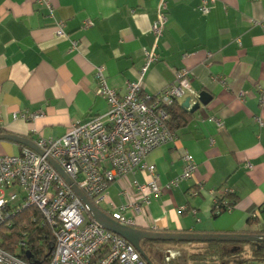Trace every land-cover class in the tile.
<instances>
[{
  "label": "crops",
  "instance_id": "obj_1",
  "mask_svg": "<svg viewBox=\"0 0 264 264\" xmlns=\"http://www.w3.org/2000/svg\"><path fill=\"white\" fill-rule=\"evenodd\" d=\"M50 1L68 37L56 35L54 19L35 0H0V131L35 143L63 137L108 109L95 67L124 96L146 65V52H155L144 96L159 95L187 69L190 91L180 105L188 98L194 105L192 93L207 92L212 101L194 114L186 110L191 120L175 129L176 141L150 153L162 192L124 217L153 232L264 234V0H215L208 15L200 0H166L169 23L158 43L152 25L160 0ZM23 114L38 117L23 120ZM22 148L0 141V156ZM185 153L197 164L195 176L166 189L183 174ZM134 179L144 184L151 176L139 168L112 183L100 208L111 216L138 202V193L124 194ZM226 190L235 206L214 217Z\"/></svg>",
  "mask_w": 264,
  "mask_h": 264
},
{
  "label": "built area",
  "instance_id": "obj_2",
  "mask_svg": "<svg viewBox=\"0 0 264 264\" xmlns=\"http://www.w3.org/2000/svg\"><path fill=\"white\" fill-rule=\"evenodd\" d=\"M35 1L54 19L56 35L68 37L63 23L54 18L51 1ZM214 3L215 0H200V12L208 15ZM167 12V1L160 0L157 20L152 25L156 43L168 26ZM73 46L76 48L75 43ZM156 60L155 52H146V65L139 79L127 86L124 96L109 87L104 69L95 67V78L99 83L97 92L108 104L104 114L92 117L85 124H75L61 138H39L36 144L45 155L23 147L18 155L0 156V226L26 209H37L56 240L49 264H147L132 244L105 230L91 218L87 206L47 157L54 159L98 207L106 202L112 183L134 175L139 168L147 169L150 181L142 184L134 179L131 190L124 191L126 195L129 191L138 193L139 201L123 206L111 215L118 222L132 226V221L123 213L130 207L140 211L141 204H149L152 195L162 192L156 167L148 164L147 158L155 149L177 139L176 133L168 128L167 108L190 91L191 72L183 69L177 71L175 84L157 96H144L143 78ZM192 94L198 100L199 95ZM260 101L264 104V87L260 89ZM20 117L32 120L38 116L23 114ZM15 118L18 119L19 115ZM182 160L183 174L167 183L166 189L177 187L195 176L197 164L193 158L185 153ZM247 168L252 169V165L248 163ZM232 193L226 190L223 196ZM226 205V212H231L234 206L227 202ZM21 246L24 243L18 245L19 250ZM179 256L178 250L169 248L165 253V263L170 264ZM0 264L28 263L0 247Z\"/></svg>",
  "mask_w": 264,
  "mask_h": 264
},
{
  "label": "trees",
  "instance_id": "obj_3",
  "mask_svg": "<svg viewBox=\"0 0 264 264\" xmlns=\"http://www.w3.org/2000/svg\"><path fill=\"white\" fill-rule=\"evenodd\" d=\"M169 116L168 128L175 132L189 123L191 115L176 101L167 108ZM0 134H4L0 131ZM235 206L234 194H228L221 198L214 205L212 213L218 217L226 213L227 205ZM100 207V206H99ZM24 246L18 249V245ZM185 242H154L144 240L141 247L147 257L156 264L154 248L160 245L181 246L185 244H195ZM205 250L190 255L191 264H264V245L258 248L254 243H225L208 242ZM0 247L5 251L18 256L28 264H49L56 247V240L50 227L45 222L41 213L31 207L21 213L16 214L7 223L0 226ZM249 247L251 255H247L246 248ZM30 253V257H27Z\"/></svg>",
  "mask_w": 264,
  "mask_h": 264
},
{
  "label": "water",
  "instance_id": "obj_4",
  "mask_svg": "<svg viewBox=\"0 0 264 264\" xmlns=\"http://www.w3.org/2000/svg\"><path fill=\"white\" fill-rule=\"evenodd\" d=\"M212 101V96L207 92H202L198 96V101L192 105L190 98L186 99L182 107L188 112L194 114L201 107L207 106ZM0 141L14 143L23 147H27L37 152L40 155H45L44 151L40 149L37 144L27 138L14 134H0ZM48 162L57 170L61 177L67 182L82 202L87 206L91 218L103 227L105 230L110 231L118 236L127 240L132 244L135 249L140 253L142 258L147 264H154L145 254L141 247L144 240L154 242H185V243H208V242H225V243H241L252 244L254 243L258 248L264 245V234L256 233H170V232H153L148 230H141L133 226L124 225L117 220L113 219L105 213L100 207L95 205L76 185L64 169L51 157H47ZM31 255L27 253L29 258Z\"/></svg>",
  "mask_w": 264,
  "mask_h": 264
},
{
  "label": "rangeland",
  "instance_id": "obj_5",
  "mask_svg": "<svg viewBox=\"0 0 264 264\" xmlns=\"http://www.w3.org/2000/svg\"><path fill=\"white\" fill-rule=\"evenodd\" d=\"M11 191L8 192V195L10 194ZM172 248L176 249L180 252L179 258L171 262L170 264H191L189 257L190 255L194 253L201 252L205 250L206 245L205 244H200V243H195V244H185L181 246H174V245H160L156 246L154 248V254L156 255V264H166L165 263V253L166 250ZM247 250V255H251V250L249 247L246 248Z\"/></svg>",
  "mask_w": 264,
  "mask_h": 264
}]
</instances>
